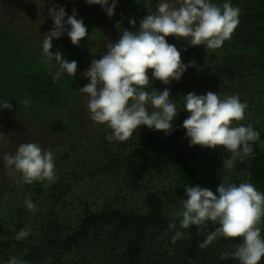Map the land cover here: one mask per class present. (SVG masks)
Masks as SVG:
<instances>
[{"label": "trees", "instance_id": "trees-1", "mask_svg": "<svg viewBox=\"0 0 264 264\" xmlns=\"http://www.w3.org/2000/svg\"><path fill=\"white\" fill-rule=\"evenodd\" d=\"M132 1L134 11L123 20L121 34L130 19H135L136 25L130 24L127 30H137L140 20L154 13L160 3V0ZM209 2L221 7L227 2L239 9V24L230 39L219 48L208 49L190 46V38L166 37L181 52L182 61L185 64L194 61L195 66L188 67L181 79L170 85L159 80L151 84L159 91L170 90V99L178 112L173 121L175 130L166 135L142 125L128 140L120 142L106 139L112 130L107 124H97L88 136L70 135L64 145L68 146L58 152L54 161L56 179L51 183L46 180L23 183V190L35 195L36 210L31 211L25 205L17 211L20 222L15 235L22 228L29 234L16 240L14 249L0 240V263L7 264L15 256L26 264H239L238 259L222 258L221 253L235 251L243 238L218 236L206 248L199 247L219 227L218 223L206 221L207 227L190 225L181 229V218L176 217V229L169 228L174 219L171 213L182 207L185 185H199L216 193L221 183L223 157L230 156L220 148L189 146L182 127L190 115L183 111V96L189 92L204 95L212 91L221 99V93L227 91L244 95L245 117L233 121L232 126L251 125L259 132V139L249 142L253 149L250 155L242 161L237 159L234 167L221 175L230 176L236 184L251 183L264 193V0ZM102 21L90 13L83 21L88 36L79 46L70 39L53 38L51 51L59 50L65 59L77 61L86 43L85 54L91 55L98 50L104 34ZM3 31L6 40L0 36V100L11 104L17 99L21 104L28 100L57 110L78 97L72 84L78 81L76 74L71 77L64 71L53 82L59 65L52 68L43 61L25 63L32 59L29 50L11 38L9 25L0 29V35ZM88 38L93 41L88 42ZM5 50L11 51L13 58L4 60ZM19 63L27 70L21 76L13 69ZM148 108L152 110L150 104ZM72 127L62 118L49 122V130L56 135L70 133ZM196 161H202L203 165H196ZM84 183L91 187L75 190ZM100 198L103 204L99 203ZM71 213L73 216L68 219L66 216ZM258 226L264 239V217ZM176 231L184 236L173 243L171 238ZM259 264H264V257Z\"/></svg>", "mask_w": 264, "mask_h": 264}, {"label": "clouds", "instance_id": "clouds-1", "mask_svg": "<svg viewBox=\"0 0 264 264\" xmlns=\"http://www.w3.org/2000/svg\"><path fill=\"white\" fill-rule=\"evenodd\" d=\"M117 2L112 0L109 6V0H85L89 5L99 4L109 17L114 15ZM48 13L53 27L43 35L42 50L46 62L55 60L59 65L60 70L54 74L53 82L64 71L75 77L78 62L65 59L59 50L53 53L52 41L67 33L71 43L79 46L80 41L88 36V30L83 19L77 18L76 9L68 15L65 7L54 4ZM238 17L239 9L227 2L221 7L209 0H176V3L160 0L156 11L140 20L137 30L125 29L118 41L107 40L104 45L106 52L99 59H93L82 73L89 83L79 88L80 92L88 94L87 107L91 119L101 125L107 124L112 130L106 139L126 141L142 125L170 135L175 130L173 121L178 114L177 107L170 99V90L152 88V81L170 85L173 80L179 81L188 67L195 66V62L185 64L181 52L169 44L166 37L190 38V46L216 49L230 39L239 24ZM129 23L135 27L136 20L130 19ZM150 69L151 78L148 74ZM149 88L150 91L147 90ZM183 101V111L190 114L182 124L189 146L220 148L230 156L222 160L221 183L216 189L218 195L206 187L186 184L182 207L171 213L174 219L169 228L176 229V217L181 218V229L190 225L207 227L206 221L216 222L219 227L209 233L199 247L206 248L218 236L243 238L235 251L221 253L222 258L231 256L238 259L239 264H259L264 257V239L258 226L264 217V193L251 183L236 184L231 182L230 176L221 175L230 171L237 159L242 161L250 155L253 149L249 142L259 139V132L251 125L232 126L233 121L244 119L247 104L242 103L238 96L221 99L212 91L204 95L189 92L183 96ZM28 103V100L23 101L25 106ZM0 108L12 110L13 105L0 101ZM4 136L0 132V141ZM2 159L13 175H21L22 181L17 180V183L32 184L45 180L51 183L56 179L52 152L36 143H21L14 155L4 153ZM24 203L29 210H36L30 198H25ZM28 234L22 228L15 239L23 240ZM183 236V232L176 231L172 242ZM7 264L26 262L13 256Z\"/></svg>", "mask_w": 264, "mask_h": 264}, {"label": "rangeland", "instance_id": "rangeland-1", "mask_svg": "<svg viewBox=\"0 0 264 264\" xmlns=\"http://www.w3.org/2000/svg\"><path fill=\"white\" fill-rule=\"evenodd\" d=\"M111 3L112 0H109V6ZM54 4L65 7L68 15H72L73 9H76L77 18H82L83 21L90 13L98 16V18L100 17L103 19L101 28L104 29V34L100 39L97 51L95 50L91 55H86L85 43L82 52L77 55L80 58L77 60L78 69L76 75L78 76V81L71 83L76 86L78 97L67 107L54 110L48 106L37 105L30 101L27 105L28 108L25 106L19 108L23 103L21 104L17 99L15 100L17 103L12 104V110L0 108V132L5 135L3 140L0 141V240L8 242L11 249H14L15 232L18 231L20 222L17 211L25 207V198H30L34 204L37 201L32 191L23 190V182L17 183V180L22 181L21 175L19 173L13 175L12 170L5 166L2 159L3 154L14 155L21 143H36L42 149L51 151L55 161L59 157L58 152L64 151L68 146L64 145L68 142L70 135L79 133L80 136H85V134L88 136L92 133L89 130H93L98 123L91 119V113L87 107L88 94L79 91V88L89 83V80L82 73L90 66L93 59H99L106 52L104 45L107 40L118 41L121 36L123 20L131 16L134 11L132 0H118L112 17H109L99 4L89 5L85 3V0H0V29L5 28V24L9 25L10 32L8 33L12 36L11 38L29 50L30 58L32 59L25 61V63L34 64L35 61H43L52 68L57 65L55 60L46 62L42 50L43 35L53 27V21L49 16L48 9ZM118 23L119 25H117ZM130 27L131 25L129 24L127 29ZM4 32H1L0 36L3 40H6ZM59 39L68 41L70 38L65 33ZM87 40L88 42L93 41L89 38ZM3 45L7 44L3 42ZM2 55L4 60L13 58V53L8 50H5ZM209 59L213 60L212 57ZM13 69L20 76L27 73L23 63L13 66ZM226 96H238L241 102L244 98L243 94L237 95L232 91L221 93L222 99ZM60 118L67 120L73 125L70 133L56 135L49 130L50 120ZM196 162V165H203L202 161ZM26 185L25 187L28 188ZM80 186L81 188L76 187L75 190L78 189V192H80L84 188L88 189L91 187L88 183ZM103 202L104 200L100 198L99 203L103 204ZM99 203L97 205L100 206ZM72 216L73 214L71 213L66 217L69 219Z\"/></svg>", "mask_w": 264, "mask_h": 264}]
</instances>
